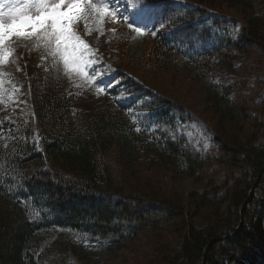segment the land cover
Returning a JSON list of instances; mask_svg holds the SVG:
<instances>
[{
    "label": "trees",
    "instance_id": "trees-1",
    "mask_svg": "<svg viewBox=\"0 0 264 264\" xmlns=\"http://www.w3.org/2000/svg\"><path fill=\"white\" fill-rule=\"evenodd\" d=\"M162 7L142 59L103 61L126 71L109 94L79 107L47 73L3 119L0 264H64L62 236L106 251L147 240L134 264H264V0ZM112 30L103 40L125 50L131 33ZM195 120L213 134L206 149L179 129ZM183 175L206 188L168 184Z\"/></svg>",
    "mask_w": 264,
    "mask_h": 264
},
{
    "label": "rangeland",
    "instance_id": "rangeland-1",
    "mask_svg": "<svg viewBox=\"0 0 264 264\" xmlns=\"http://www.w3.org/2000/svg\"><path fill=\"white\" fill-rule=\"evenodd\" d=\"M25 2L26 0H0V5H3L0 11L7 12L14 5L19 6ZM145 2L154 4L147 0ZM111 5L118 12L116 17L107 16L103 21H100L97 17L86 23L82 22L78 32L89 43L92 52L99 56L101 61L107 58L110 60L118 59L123 54L121 58L123 61H126V65L133 66L135 65L134 63L142 59L147 50H150L152 44L150 35L151 27L154 25V16L144 10L137 11L131 0H111ZM124 16L129 17L128 22L123 19ZM129 23H132L133 27L144 28L145 34L140 35L134 32L129 27ZM118 26L123 27L124 30L127 29L131 33L127 48L125 50L120 49V51L112 47L114 45H112L110 40H103V36L106 35L107 31L112 28L115 29ZM13 48L16 55L13 56L9 64L0 66V72L4 73L3 77H0L3 80V84L0 85V121H3V119H13L28 110L30 103L23 95L26 84L31 79L39 80L41 77L44 78L47 73H52L59 79L61 89L72 90L79 95L80 102L77 104L79 107H85L86 104H90L87 96L95 99L105 95L98 93L96 89L90 86L83 88L76 87L81 81L69 78L61 66H54L51 58L45 55V49L42 45L40 47H30L26 42L17 41L13 44ZM105 66L108 67L106 64ZM123 69L112 70L111 72L105 71L103 78L106 81H110L109 79L112 76L114 77L118 73H126ZM190 91L193 96L200 94L199 91L195 92L193 89ZM262 96L264 95L262 94ZM261 98L258 99L261 100ZM199 107H202V105ZM179 129L197 148H205L204 145L206 143L210 146L213 134L201 121L195 120L181 123ZM223 178L224 172H220L216 176L215 182L218 183ZM169 182V185H176V187L184 191H190L195 188H206V184H198L194 177L188 175H183L177 180ZM62 237H58V243H62L63 245V248L60 246V253L62 252V257L60 256V258L63 259L64 264H134L139 258L135 252L139 249H148L145 246L147 240H140V242L134 243L133 247L126 249L106 251L101 247L87 243L83 239L74 238L73 243H71V238L68 240L63 238L62 240ZM169 239L174 246L181 245L178 237L170 236ZM79 250H82L84 253L83 257L77 253Z\"/></svg>",
    "mask_w": 264,
    "mask_h": 264
},
{
    "label": "snow or ice",
    "instance_id": "snow-or-ice-1",
    "mask_svg": "<svg viewBox=\"0 0 264 264\" xmlns=\"http://www.w3.org/2000/svg\"><path fill=\"white\" fill-rule=\"evenodd\" d=\"M137 11H147L155 17H162L166 8L159 4H149L145 0H131ZM3 5H0L2 8ZM118 12L111 5V0H26L25 3L14 5L7 12L0 11V66L9 64L16 52L13 44L17 41L26 42L30 47L41 45L45 55L50 57L54 66H61L64 73L71 79L81 82L76 87L90 86L98 93L109 94L112 86L110 81L103 78L105 71L111 72L99 56L95 55L89 43L78 32L82 22L105 17H116ZM123 19L128 22L129 17ZM129 27L140 35L145 34L142 27ZM161 29L164 27L160 22ZM116 30H112L114 35ZM156 35V32H151ZM4 73L0 72V77ZM3 80L0 79V85ZM124 99V97H120ZM132 115L131 109L128 110ZM138 117L133 116V122ZM0 121V127L4 126ZM142 129L137 126L136 132ZM3 135V133H0ZM15 140V137H13ZM37 151H40L39 139H34ZM209 145H204L205 149Z\"/></svg>",
    "mask_w": 264,
    "mask_h": 264
}]
</instances>
